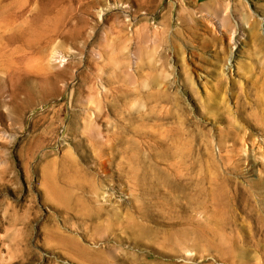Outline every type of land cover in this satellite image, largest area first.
Listing matches in <instances>:
<instances>
[{"label":"rangeland","instance_id":"rangeland-1","mask_svg":"<svg viewBox=\"0 0 264 264\" xmlns=\"http://www.w3.org/2000/svg\"><path fill=\"white\" fill-rule=\"evenodd\" d=\"M0 264H264V0H0Z\"/></svg>","mask_w":264,"mask_h":264},{"label":"bare ground","instance_id":"bare-ground-1","mask_svg":"<svg viewBox=\"0 0 264 264\" xmlns=\"http://www.w3.org/2000/svg\"><path fill=\"white\" fill-rule=\"evenodd\" d=\"M162 178H163V176H162ZM164 182L167 184V186H169L173 189L176 188V186L169 181L168 177L164 178ZM143 215H145L147 217V213H143ZM129 219L130 220L128 221V224H127V225H129V227L137 228L143 233L151 234L153 237H155L157 235L156 234L157 231L154 228H151L150 226L146 225L143 222L136 221L134 218H129Z\"/></svg>","mask_w":264,"mask_h":264}]
</instances>
